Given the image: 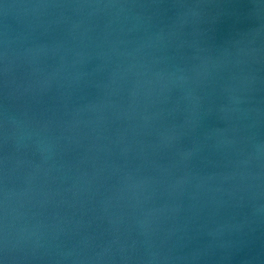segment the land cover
<instances>
[{"label": "water", "instance_id": "obj_1", "mask_svg": "<svg viewBox=\"0 0 264 264\" xmlns=\"http://www.w3.org/2000/svg\"><path fill=\"white\" fill-rule=\"evenodd\" d=\"M0 264H264V0H0Z\"/></svg>", "mask_w": 264, "mask_h": 264}]
</instances>
